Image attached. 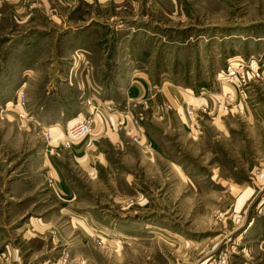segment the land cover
Here are the masks:
<instances>
[{"label":"rangeland","instance_id":"rangeland-1","mask_svg":"<svg viewBox=\"0 0 264 264\" xmlns=\"http://www.w3.org/2000/svg\"><path fill=\"white\" fill-rule=\"evenodd\" d=\"M250 56L261 77L240 95L225 75ZM134 74L184 94L200 132L175 122L156 161L127 136L138 197L120 175L135 161L92 179L64 155L65 196L49 173L64 134L46 142L27 109L63 83L123 107ZM226 92L238 111L197 109ZM0 264H264V0H0Z\"/></svg>","mask_w":264,"mask_h":264},{"label":"crops","instance_id":"crops-1","mask_svg":"<svg viewBox=\"0 0 264 264\" xmlns=\"http://www.w3.org/2000/svg\"><path fill=\"white\" fill-rule=\"evenodd\" d=\"M127 81L123 100L125 105L123 107L97 103L99 107L95 109L93 115L92 132L86 138L74 142L69 149L61 148L60 143L51 145L54 150L52 152L49 150V156L53 160H51L49 173L65 196L71 197L73 188L67 174L64 172V166L57 164L61 162L64 155L74 167H78L80 171L91 176L92 179L99 177L97 173L100 170H102V174L107 175L114 172L115 162L111 159L112 155L119 157L122 163L135 161V165L132 164L131 169L120 175L125 178L127 192L135 197L140 196L134 174L136 171L135 166H138L142 159L137 157L140 145L130 142L127 137L129 136L127 131L132 128V118L140 119L139 123L142 131L138 133L139 141L140 143L147 142L149 144L148 151H144L149 153L146 154L148 157L145 156V158L150 161L169 159L166 154L168 153V139L164 130L174 129V126L177 125L174 124L175 122H178V125L183 129L190 127V129L200 132L202 127L201 118H197L196 124H193L185 113L186 110H184L183 104L187 100H184V94L179 91L172 92L170 89H165V91L162 89L161 94H157L153 92V86L150 84L149 79L139 74H134ZM26 85L24 83L22 89L25 88L26 93H28ZM206 97H197L196 101L198 104L207 107L208 112L205 115L213 117L219 110L218 99L215 96L208 95ZM42 98L40 102L36 103L34 110H27L29 114L32 113L31 115L35 117L41 128L48 129L53 138L59 139L68 126L75 122L80 115L86 113L87 106H85L84 100L89 96L85 92H80L67 83H63L59 90L55 87L49 88ZM143 99L149 101L148 108L144 109L139 103L136 108L130 107L131 101L140 102ZM166 102L171 104L172 109L168 110L165 107ZM190 124L191 126H189ZM115 170L119 172L118 169L115 168Z\"/></svg>","mask_w":264,"mask_h":264},{"label":"built area","instance_id":"built-area-1","mask_svg":"<svg viewBox=\"0 0 264 264\" xmlns=\"http://www.w3.org/2000/svg\"><path fill=\"white\" fill-rule=\"evenodd\" d=\"M249 72H247L243 68L244 64L242 62H239L238 64H235V66H230L229 71L225 75V79L228 83L233 84L236 87V91L242 95L243 93V86L247 83L249 79H259L261 77V71L259 70V65L257 59L254 58V56H250L249 58ZM223 101L219 104V109L222 112H228L232 110H237L240 107L239 101L235 99V95L233 92H226L223 96ZM25 102V95L23 91H20L17 95L16 104L18 106L24 105ZM87 105H90L89 110L84 115H80L75 122H73L66 131L64 132V136L61 139L60 147L63 149H69L72 144L76 141L82 140L86 138L91 132L93 128V115H94V107L92 106V102L90 99H87L86 101ZM142 107L148 108L149 101L147 99H143L140 102H138ZM165 107L170 110L172 109V106L169 104H165ZM194 106H190L186 110V115L193 122V124H196L197 118H200L199 115L196 114V112L193 110ZM201 113H207L208 109L204 105H199L197 108ZM139 118H132V128L127 131V133L130 135L131 139L135 142H139L140 138L138 136V133L142 131V127L139 123ZM42 136L46 140V142H51L52 136L51 133L48 131V129H44L42 131ZM144 147L149 149L148 144H144ZM54 150L53 147L50 146V152Z\"/></svg>","mask_w":264,"mask_h":264}]
</instances>
